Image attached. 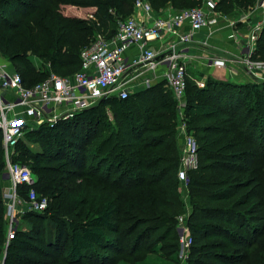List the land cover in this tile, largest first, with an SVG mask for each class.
<instances>
[{
    "label": "trees",
    "instance_id": "obj_1",
    "mask_svg": "<svg viewBox=\"0 0 264 264\" xmlns=\"http://www.w3.org/2000/svg\"><path fill=\"white\" fill-rule=\"evenodd\" d=\"M257 1L219 0L218 10L232 16ZM150 2L155 10L179 12L201 0ZM134 6L135 0H0V56L27 86L52 71H77L82 50L98 36L112 37ZM253 57L264 60V28ZM194 80L187 78L185 119L200 160L188 179V262L264 264V80L209 76L204 87ZM105 106L113 108L111 118ZM178 119V101L162 81L125 100H103L54 127L28 130L25 138L42 149L20 141L15 158L31 167L35 189L49 205L25 213L29 227L18 229L8 245L0 130V264H114L121 255L135 262L147 244L167 240L183 206ZM20 192L26 197L28 187ZM176 236L168 246L178 257Z\"/></svg>",
    "mask_w": 264,
    "mask_h": 264
},
{
    "label": "built area",
    "instance_id": "obj_2",
    "mask_svg": "<svg viewBox=\"0 0 264 264\" xmlns=\"http://www.w3.org/2000/svg\"><path fill=\"white\" fill-rule=\"evenodd\" d=\"M218 2L203 0L200 6L157 16L150 0H135L133 14L118 19L116 33L112 37L98 36L82 50L81 65L75 74L58 76L51 73L48 78L31 86H27L14 66L0 56V130L7 176L3 193L8 218L6 245L16 237L18 214L42 213L49 205L48 198L40 197L35 189L37 180L31 167L15 158L17 146L27 131L44 125L54 127L106 99H128L151 87L154 80L151 74L161 66L166 68L164 80L173 91L180 109L177 132L181 139L182 167L177 177L181 183L188 182L184 165L188 163L187 159L197 156L198 144L194 137L189 136L183 111L186 104L187 54L177 48L180 42H193L198 31L205 28L212 30V27L228 19L218 10ZM257 6L263 9V16L249 25L246 32L249 50L242 61L254 79H264V60L253 57L264 28V0ZM186 23L190 28L183 30ZM233 37L236 40L239 38L237 30ZM152 41H159L160 45L156 47L151 44ZM131 45H137L139 53L130 61L125 58L124 51ZM196 83L199 87L206 84L201 80ZM24 186L28 187L26 197L20 192ZM180 229L178 258L185 261L193 244L188 220Z\"/></svg>",
    "mask_w": 264,
    "mask_h": 264
},
{
    "label": "crops",
    "instance_id": "obj_3",
    "mask_svg": "<svg viewBox=\"0 0 264 264\" xmlns=\"http://www.w3.org/2000/svg\"><path fill=\"white\" fill-rule=\"evenodd\" d=\"M170 9L167 6L164 9L156 10V15H164ZM234 16L236 18L235 20H230L228 17L227 20H223L216 27H212V30L205 28L198 31L193 42L187 44L180 42L178 44L177 49L187 54L185 60L187 68L189 67L190 69L198 71L200 77H202L201 81L205 83V80L209 76L235 83L261 80L254 79L247 72L242 59L249 50L246 32H248L249 25L262 19L263 9L255 6L248 11L236 13ZM189 28L190 26L186 23L182 29L187 30ZM236 30L238 31L239 37L237 40L233 37L234 31ZM168 39H172V36H168ZM151 44L158 47L160 42L152 41ZM138 53L139 47L137 45H131L125 49L124 56L131 61L137 57ZM165 71L166 68L161 66L156 69L155 73L151 74V76L153 75L157 78L153 80L152 86L165 81ZM187 75L190 76L188 71ZM185 109L186 104L183 107L184 113Z\"/></svg>",
    "mask_w": 264,
    "mask_h": 264
},
{
    "label": "rangeland",
    "instance_id": "obj_4",
    "mask_svg": "<svg viewBox=\"0 0 264 264\" xmlns=\"http://www.w3.org/2000/svg\"><path fill=\"white\" fill-rule=\"evenodd\" d=\"M202 1L192 7H196V6H200L202 4ZM262 0H258L257 3L254 5L257 6L258 4H260ZM59 10V8H57ZM80 15L85 16V13H79ZM224 14V13H223ZM234 14V13H233ZM235 15V14H234ZM228 16L230 20H235V16ZM34 62L37 66H40L41 60H39L38 58H34ZM188 70V74L187 78L191 79V80H202V77H200V73H198V71L190 69L189 67L187 68ZM54 74L58 75V76H71L73 74H75V70L71 71V73H57L52 71ZM154 80H156V76H153ZM194 80V81H195ZM206 81V80H205ZM105 111H107V114L110 116V118L113 116V108H109L105 106ZM189 128V127H188ZM189 131V130H188ZM195 133L189 131V136H192L196 139L195 137ZM177 136V134H176ZM23 141L28 147H30V149H32L33 151L37 152L40 151L42 149V145L39 142H33L30 141L28 139H26L25 137L21 140ZM177 141H178V145H180L181 139L177 136ZM197 141V139H196ZM198 144V142H197ZM199 147V145H198ZM22 150V149H21ZM181 156H182V151H181ZM199 157L198 154L195 157H192L190 159H187L188 163L186 162V164L184 165L186 172H187V176L189 179V176L191 174V172L195 171L198 169L199 167ZM4 161L6 162V157L4 154ZM182 164V163H181ZM180 164L179 168H178V172L180 170V168L182 167V165ZM251 168H254V165L250 166ZM246 177V174H245ZM189 182L187 183H179V192H180V197L182 198L183 201V206H182V210L180 211V213L178 215H175L174 217V227H175V232L173 234L170 235V237L165 240V241H156V242H151L149 244H147L149 246V248L145 251H143L141 254H139L136 258H134L135 262H131L128 260L126 255H121L118 256L116 258V261L114 262V264H189L188 259L185 261H181L178 257L177 254L175 253H171L170 248L168 246L169 243H171V237L173 235H178V239L176 236V243H179V235L181 233V226L186 225V221L189 218V210L192 206L191 202V195H190V186L188 185ZM6 185H7V181H6ZM40 197H46V196H42L40 194H38ZM188 216V217H187ZM184 219V221L182 222L181 219ZM8 219V218H7ZM16 223H17V230L18 229H27L30 225L31 222H29V220L24 218V214H18L17 215V219H16ZM236 248L235 246H229L226 250L227 251H234ZM245 250L243 248H240L239 253H244ZM133 258V257H132ZM131 258V259H132ZM3 264V262L1 263ZM236 264H244V263H236Z\"/></svg>",
    "mask_w": 264,
    "mask_h": 264
},
{
    "label": "water",
    "instance_id": "obj_5",
    "mask_svg": "<svg viewBox=\"0 0 264 264\" xmlns=\"http://www.w3.org/2000/svg\"><path fill=\"white\" fill-rule=\"evenodd\" d=\"M6 178H7V176H6Z\"/></svg>",
    "mask_w": 264,
    "mask_h": 264
}]
</instances>
